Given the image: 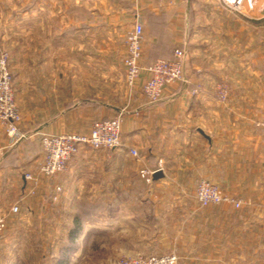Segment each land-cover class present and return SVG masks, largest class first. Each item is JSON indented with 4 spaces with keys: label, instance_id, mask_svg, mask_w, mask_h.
<instances>
[{
    "label": "crops",
    "instance_id": "0c3cea01",
    "mask_svg": "<svg viewBox=\"0 0 264 264\" xmlns=\"http://www.w3.org/2000/svg\"><path fill=\"white\" fill-rule=\"evenodd\" d=\"M259 2L256 0L252 8L261 9ZM199 4L200 0H141L135 10H101L103 4L98 3L92 9L84 4L86 10H79L75 18L69 10H47L45 26L36 23L39 10H31L30 30L33 33L45 27L50 48L47 55L33 60L37 66L31 69L29 110L21 105L24 119L20 128L27 138L13 142L0 123L1 212H9L16 204L23 210L27 197L24 173H38L44 160L43 135H86L95 121L120 112L124 113L123 146L107 152L82 150L55 178L62 188L58 205L66 206L68 200L94 191L96 201L109 200L112 206L151 207L152 237L160 239L166 237L161 221L168 211L166 207L183 208L189 202L181 198L145 199L146 190L159 194L170 183L183 190L184 184L201 179L228 190L227 184L248 181L238 169L241 161H248L257 175L252 180L255 190L264 191V125L257 115L263 108L264 93L259 86L248 85L253 81L256 84V71L247 70L248 64L256 61L257 18L249 24L254 29L249 37L248 25L241 19L228 21L230 10L214 13L228 18H213L204 28L198 22ZM250 11L256 14V10ZM55 17L59 24H55ZM136 20L144 27V69L135 86L127 94L126 88L120 93L119 83L126 74L125 36ZM3 31L0 46L5 39ZM71 46H76L79 54L67 53ZM89 46L94 52L87 54ZM261 46L260 36V51ZM176 49L187 53L185 81L165 86L161 100L152 103L143 92L150 78L146 68L159 58L171 57ZM106 50L111 53L105 54ZM221 80L231 87L226 103L215 98V85ZM20 94L22 97L23 90ZM121 94H129L128 99H121ZM130 148L138 150L139 158L132 156ZM87 159L95 160L93 179L81 167ZM144 168H161L163 177L153 178L149 184L140 175ZM49 182L41 184L30 208L35 215L45 209V199L53 201L52 195L56 194L58 186ZM121 191L127 192L126 202L119 201ZM139 217L147 215H134L133 231L145 234L150 229L144 223L135 224L141 222ZM207 240V254L213 260L219 256L218 263L264 264L262 230H212Z\"/></svg>",
    "mask_w": 264,
    "mask_h": 264
},
{
    "label": "rangeland",
    "instance_id": "374dc122",
    "mask_svg": "<svg viewBox=\"0 0 264 264\" xmlns=\"http://www.w3.org/2000/svg\"><path fill=\"white\" fill-rule=\"evenodd\" d=\"M140 1L0 0V32L4 30L2 34H5V39L2 40L0 46V54L2 52L9 54V67L14 79L16 103L22 117L21 105L22 107L27 106L29 110L31 69L37 66L33 60L37 61L39 56L47 55L50 48L47 42L48 32L44 29L45 27H40L38 31H33V33L30 30L31 10H39L40 17L36 23L45 26L48 19L47 10H69L72 14L71 17L75 18V16L78 17L79 10H86L84 4L92 9H94V3H98L99 6L103 4L101 10H135ZM254 2L256 0H200L198 22L205 28L208 22L214 21L213 18L216 20L219 16L228 18L226 15L217 16L216 14L222 12L221 10L224 12L230 10L232 14L228 21L234 23L241 19L243 24L248 25L249 37V34L253 33L254 30L250 29L249 24L253 22L254 17L257 18L256 61L249 63L247 69L248 71H256L254 75L256 84L253 81L252 84L248 82V85L259 86V89H262L264 93V0L259 2L262 6L261 9L252 8ZM250 10H256V14ZM236 12H243L245 15H233ZM55 24H59L56 17ZM202 32L205 36L206 30L203 29ZM260 36L262 40L261 51L259 48ZM85 50L87 54H90L94 52V47L89 46ZM67 53L77 55L79 51L76 46H71ZM104 53L110 54L111 51L106 50ZM259 72H261L260 75ZM247 76H250L248 72ZM219 83L227 84V82L221 80L215 85V98L217 100L216 88ZM133 87L128 84L125 74V79L120 80L119 83L120 93H122L121 89L126 88L127 94ZM21 90H23V98L20 94ZM126 94H121V99H128L129 94ZM262 104L263 108L257 112V115L262 119L264 125V96ZM84 150L95 153L114 149L93 150L87 148ZM243 162L241 161L242 165L238 169L241 175L248 180L247 182L227 184L228 186H225L229 189L226 190L221 184L208 181L217 185L229 196L242 200L244 204L240 209L226 204L202 208L196 198L198 181L184 184L183 190H180L176 183H170V186L159 194L146 190L143 194L145 199L181 198L189 202V205L183 208L166 207L168 211L161 219L164 221L162 227L166 237L160 239L152 237L154 233L153 229L150 228L151 222H153L150 213L151 207L112 206L109 200L96 201L94 191L85 192L86 196L80 199L68 200L66 206L58 205L59 200L45 199V209L41 208L35 215L30 208L34 206L33 201L39 194L41 184L47 185V182L50 181L49 183L52 182L53 185L55 183L56 186L61 187L60 183L55 180L56 177H42L37 195L29 196L25 193L28 198L26 197L22 203L23 210L20 206L19 212L10 214L7 219V228L0 236V264H117L125 256L138 253L145 255L174 253L178 257V264H222L217 262L219 256L215 255L213 260V256L210 259L207 254L209 232L212 230H227L228 232L264 231V219H256L258 217L264 218V205H262L264 204V191L255 190L256 184L253 181L257 175H255L254 168L248 161H245L244 164ZM81 167L87 170L85 172L87 176H91V179L94 178V159H87ZM70 191L73 195L74 188H70ZM125 194L127 192H119L120 202H126L127 196ZM196 202L198 205H195ZM47 204H49L48 207ZM137 214L147 215V218L139 217L141 222L137 221L135 224L142 226L144 223L148 227L147 229L151 231L149 230L145 234L139 233L137 229L133 231V217ZM245 220L251 223H245ZM79 225L81 228L78 227ZM78 228L80 230L76 234Z\"/></svg>",
    "mask_w": 264,
    "mask_h": 264
},
{
    "label": "built area",
    "instance_id": "2783aa9c",
    "mask_svg": "<svg viewBox=\"0 0 264 264\" xmlns=\"http://www.w3.org/2000/svg\"><path fill=\"white\" fill-rule=\"evenodd\" d=\"M138 19V16L136 17ZM144 27L138 20L128 31L125 39L127 54L124 59L126 78L130 86H134L144 69L141 61L143 58ZM187 53L184 49H176L169 58H159L150 64L146 70L150 78L143 85V92L147 99L156 103L161 100L163 89L169 84L185 81L184 62ZM9 54H0V123L4 126L6 135L17 143L27 138L21 130L22 115L16 103L13 87V76L9 67ZM217 98L221 102H227L230 88L226 83L217 85ZM196 94V90L191 91ZM123 112L118 115L100 119L93 123L89 134L78 133L43 135L41 146L44 152V160L39 166L38 173L26 172L24 179L27 182L26 194L35 196L40 186V178H52L65 172L69 163L84 149L99 150L118 149L123 146L122 142ZM132 156L139 158L138 150L130 148ZM161 171V168L141 170V177L147 182H153V175ZM61 187L56 188V194L52 195L53 201H58ZM196 198L202 208L212 205H232L236 209L243 206V201L224 193L217 185L206 180H199L196 187ZM20 210L19 205L11 207L7 213L0 211V236L7 228V219L10 214H16ZM117 264H178V257L171 253L167 255H145L142 253L128 255L117 262Z\"/></svg>",
    "mask_w": 264,
    "mask_h": 264
},
{
    "label": "water",
    "instance_id": "95a60500",
    "mask_svg": "<svg viewBox=\"0 0 264 264\" xmlns=\"http://www.w3.org/2000/svg\"><path fill=\"white\" fill-rule=\"evenodd\" d=\"M163 177V173L162 171H157L154 175H153V178L156 180V179H159Z\"/></svg>",
    "mask_w": 264,
    "mask_h": 264
},
{
    "label": "trees",
    "instance_id": "16d2710c",
    "mask_svg": "<svg viewBox=\"0 0 264 264\" xmlns=\"http://www.w3.org/2000/svg\"><path fill=\"white\" fill-rule=\"evenodd\" d=\"M78 227L81 228V226L79 225ZM80 228L77 229V231L75 232L76 234H78V231L80 230Z\"/></svg>",
    "mask_w": 264,
    "mask_h": 264
}]
</instances>
